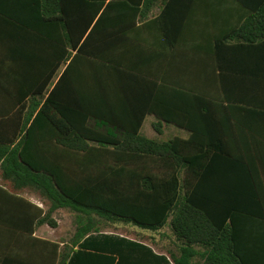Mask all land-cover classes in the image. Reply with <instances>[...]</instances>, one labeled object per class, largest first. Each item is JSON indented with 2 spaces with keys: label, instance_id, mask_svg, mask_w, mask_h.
I'll list each match as a JSON object with an SVG mask.
<instances>
[{
  "label": "trees",
  "instance_id": "16d2710c",
  "mask_svg": "<svg viewBox=\"0 0 264 264\" xmlns=\"http://www.w3.org/2000/svg\"><path fill=\"white\" fill-rule=\"evenodd\" d=\"M28 0L39 22L59 25L64 43L77 54L66 75L78 60L93 65L108 60L110 28L117 26L120 38L155 6L157 0ZM250 12L239 32H253L264 40V0H240ZM33 12V11H32ZM156 22V20H155ZM100 41L98 45L96 44ZM72 58V52L64 59ZM98 60V61H94ZM59 64L54 65L52 76ZM66 82L64 75L44 101L33 97L30 109L5 119L20 125L0 129V170L11 191L0 188L6 199H21L17 191L28 188L49 206L39 224L56 227L52 214L66 209L74 215L73 242L100 233L103 221H122L158 231L167 226L186 248L206 251L204 264H252L238 247V221L253 217L256 197L252 177L237 141L241 120L249 110L264 105L247 102L225 103L187 87L163 86L148 111L156 115L154 130L162 134L163 124L188 132L187 139L167 141L141 134L142 113L134 126L116 125L100 115L93 105L63 106L56 93ZM44 88V87H43ZM226 100H231L227 98ZM44 101V102H43ZM239 102V101H235ZM256 118V116H252ZM100 122H104L100 126ZM111 122V124H109ZM12 125V124H11ZM3 131V132H2ZM64 156L63 159H61ZM42 214L40 210L39 215ZM194 254V253H193ZM64 263V262H63ZM176 264H183L176 261ZM262 264V263H261Z\"/></svg>",
  "mask_w": 264,
  "mask_h": 264
},
{
  "label": "crops",
  "instance_id": "0c3cea01",
  "mask_svg": "<svg viewBox=\"0 0 264 264\" xmlns=\"http://www.w3.org/2000/svg\"><path fill=\"white\" fill-rule=\"evenodd\" d=\"M132 3L143 9L144 0ZM250 14L240 0H157L124 39L117 34V26L110 28L104 54L109 63L101 59L103 62L87 65L81 59L66 75L77 51L64 43L63 28L39 22L28 0H0V129L20 125L18 119H5L23 107H33L40 88L45 101L64 75L66 82L56 93V101L62 106L70 99L93 105L100 115L114 121L113 126L133 127L142 113L155 105L163 86L195 89L223 98L225 103L245 99L264 105V40L243 41L251 35L255 38L260 25L253 23L251 33L239 32ZM96 42L100 46V41ZM70 52L72 58L65 60ZM56 64L57 73L52 76ZM234 105L236 110L245 108L254 114L241 120L237 136L256 193L251 204L253 217L238 221V247L252 264H264V110ZM148 113L140 130L145 137L162 141H167L162 139L164 133L171 139L189 137L187 131L168 124H163L162 134L157 133L154 124L158 119ZM0 188L11 191L1 170ZM17 196L21 199L0 195V264L206 261V251L200 246H193L190 252L194 254L185 256L186 246L169 226L150 231L127 223L138 235L104 228L74 243L76 228L70 211L60 209L52 214L56 227L39 224L49 206L28 188L18 190Z\"/></svg>",
  "mask_w": 264,
  "mask_h": 264
},
{
  "label": "rangeland",
  "instance_id": "374dc122",
  "mask_svg": "<svg viewBox=\"0 0 264 264\" xmlns=\"http://www.w3.org/2000/svg\"><path fill=\"white\" fill-rule=\"evenodd\" d=\"M162 139L163 140H169L171 139V137L167 134V133H164L162 135ZM68 211V210H67ZM69 212V211H68ZM67 213V212H65ZM70 213V212H69ZM72 214V213H71ZM73 215V214H72ZM72 220L74 221V216H72ZM103 227L104 228H107L109 230H113V231H116V232H119V233H123V234H126V235H136L135 233H133V230L131 229L132 228V225H129L127 223H122V222H114V221H103ZM74 225V224H73ZM103 228V229H104ZM138 235V234H137Z\"/></svg>",
  "mask_w": 264,
  "mask_h": 264
}]
</instances>
